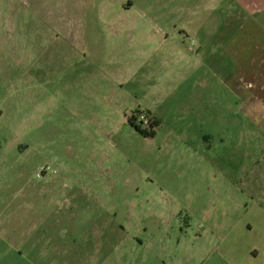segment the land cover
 Instances as JSON below:
<instances>
[{"label": "rangeland", "instance_id": "374dc122", "mask_svg": "<svg viewBox=\"0 0 264 264\" xmlns=\"http://www.w3.org/2000/svg\"><path fill=\"white\" fill-rule=\"evenodd\" d=\"M171 1L0 0V264H264V68Z\"/></svg>", "mask_w": 264, "mask_h": 264}, {"label": "crops", "instance_id": "0c3cea01", "mask_svg": "<svg viewBox=\"0 0 264 264\" xmlns=\"http://www.w3.org/2000/svg\"><path fill=\"white\" fill-rule=\"evenodd\" d=\"M163 10L166 11L158 12L157 16L177 15L186 34L195 35L197 42H200L195 50L197 54L202 52L209 39H217L212 31V14L224 10L227 14L224 24L232 22L236 27L231 37L226 38L219 47L232 59L235 55L244 58L242 69L251 66V58L259 59L257 64L260 69L264 68V0H173ZM180 24L174 25V29ZM201 30L204 36L197 34ZM206 66L205 69H212V64ZM195 83L199 90L196 93L198 101L201 97L203 101H216L215 82L212 83L209 78Z\"/></svg>", "mask_w": 264, "mask_h": 264}, {"label": "built area", "instance_id": "2783aa9c", "mask_svg": "<svg viewBox=\"0 0 264 264\" xmlns=\"http://www.w3.org/2000/svg\"><path fill=\"white\" fill-rule=\"evenodd\" d=\"M137 124H139L141 127H148L151 124V121L145 116L144 114H140L138 116H135ZM55 170L51 169L48 165H42L39 170L36 172L37 177H43L46 174L53 173Z\"/></svg>", "mask_w": 264, "mask_h": 264}, {"label": "trees", "instance_id": "16d2710c", "mask_svg": "<svg viewBox=\"0 0 264 264\" xmlns=\"http://www.w3.org/2000/svg\"><path fill=\"white\" fill-rule=\"evenodd\" d=\"M132 117L134 118V115H132ZM133 118H131L130 119V122L132 123V125H134L135 126V128L138 130V131H140L141 133H143V134H154V129L152 128L151 130H150V133H148V131L147 130H145V129H142V127L139 125V124H137V123H135L134 121H133ZM157 123V120L154 118L153 119V121L151 122V124H150V127L152 126V124H156Z\"/></svg>", "mask_w": 264, "mask_h": 264}]
</instances>
